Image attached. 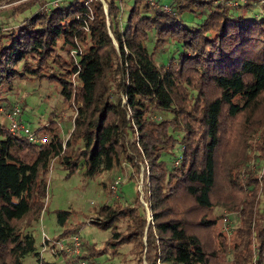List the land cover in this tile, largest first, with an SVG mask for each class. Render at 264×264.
Listing matches in <instances>:
<instances>
[{
    "label": "trees",
    "instance_id": "obj_1",
    "mask_svg": "<svg viewBox=\"0 0 264 264\" xmlns=\"http://www.w3.org/2000/svg\"><path fill=\"white\" fill-rule=\"evenodd\" d=\"M120 2L105 0V12L99 0H62L0 30V94L11 92L15 80H45L62 103L35 133L48 138L44 144L0 125V264H24L27 255L52 264L39 258L25 228L44 207L54 158L67 175L80 170L87 178L124 165L146 171L150 219L139 193L130 204L99 207L89 223L109 237L99 249L82 248L87 264L123 255L124 245L137 264H220L226 239L215 230L219 204L240 221L230 264H264V132L255 146L263 162L257 178L248 173L243 181L237 164L224 162L256 124L252 114L264 98V3L132 0L122 20ZM255 3L261 9L251 15ZM186 13L201 22L187 24ZM164 53L166 63H158ZM72 106L62 149L57 118ZM220 171L239 187L232 208L217 190ZM68 215L57 212L58 224Z\"/></svg>",
    "mask_w": 264,
    "mask_h": 264
},
{
    "label": "rangeland",
    "instance_id": "obj_2",
    "mask_svg": "<svg viewBox=\"0 0 264 264\" xmlns=\"http://www.w3.org/2000/svg\"><path fill=\"white\" fill-rule=\"evenodd\" d=\"M62 0H0V30H7L11 27L17 26L20 21L31 15L33 12L55 5ZM105 12L107 6L105 0H99ZM132 0H121L119 8L121 11V19L126 17L127 5ZM163 4L169 5L171 0H161ZM214 1V0H213ZM227 2V6H234V0H221ZM244 1H238L237 5H243ZM256 2L264 3V0H254ZM253 3V2H251ZM26 9L24 10L23 8ZM261 9V4L255 3L250 14H256ZM234 10V9H232ZM184 21L192 25L199 24L201 18H197L191 14H184ZM148 49L151 43H147ZM172 52V48H170ZM168 53L157 55L156 61L158 63H166ZM0 98V125H7L4 114L7 112L4 105L7 103L17 105L21 110V121L33 133L37 132L38 127L44 124L54 108H62V103L59 98L58 88L54 84H49L47 81L39 80H15L14 87L11 92H2ZM76 114L75 106L67 110L61 111L60 117L57 118L61 127L62 149L70 135L73 127L72 121L68 119L73 118ZM252 118L256 120V124L250 125L244 136L241 137L239 145H237L230 153H228L224 162L235 163L238 166L240 177L243 181L252 175L258 177L263 166L262 160L257 156L255 146L261 133L264 132V98L261 100L256 112L252 114ZM260 122V126H257ZM48 139V138H47ZM166 162L169 157L163 158ZM58 163V158L50 161L48 171L46 173V197L44 199V207L40 212L38 221L30 228L25 230L30 231L35 241L36 251L39 253V258L42 261L52 264H75L77 259H82V248L88 249L91 247L101 248L105 240L109 237V231L98 229L95 225L89 223L91 219L95 218V211L104 204H111L115 200H120L122 203L130 204L137 197L139 193L142 204L146 202L143 198L144 184H147L146 171L140 166L138 173L134 169H130L124 165L119 173L115 170L103 173L93 178H87L78 170L72 175H67ZM222 171L216 183L217 190L223 196V203L229 208L237 205V198H239V187L234 181L222 180ZM249 173V174H248ZM120 178V185L118 187V197H112L108 193V186L114 179ZM131 178V179H130ZM105 185V186H104ZM143 198V199H142ZM222 197H220L221 199ZM66 211L69 212L66 223L61 226L57 222L56 213ZM147 213V212H146ZM214 215L217 218L215 230L222 234L226 239V246L224 248L225 257L219 261L220 264H230L232 259L231 251L232 244L235 240L236 228L240 225L238 215L231 210L225 208L222 204L214 207ZM147 219H150L149 209ZM26 220L19 222L17 225L24 228ZM255 223V219L253 221ZM125 225L119 227L122 232ZM77 232V233H75ZM71 236H77L81 242L80 253L75 255L64 250H59L57 247L58 241H63L65 248H71ZM43 237H45L44 244H42ZM60 239V240H59ZM123 255L119 257H112L109 253L100 255L95 259L94 264H137V254L134 253L130 245H124L119 250ZM84 260V259H83ZM24 264H39L33 255H27L23 259ZM142 264H146L142 261Z\"/></svg>",
    "mask_w": 264,
    "mask_h": 264
},
{
    "label": "built area",
    "instance_id": "obj_3",
    "mask_svg": "<svg viewBox=\"0 0 264 264\" xmlns=\"http://www.w3.org/2000/svg\"><path fill=\"white\" fill-rule=\"evenodd\" d=\"M238 1L241 0H234V5H237ZM244 1V0H242ZM21 110L17 105H14L8 110L4 116H5V121L7 122L6 128L9 133L15 134V135H20L25 137L29 142L32 143H37V144H44L47 141V138L45 137H38L35 133L30 131L28 127L21 121ZM120 178L114 179L111 188H110V193L112 197H118V187L120 185ZM146 212L148 213V207L147 204L143 203ZM45 237H43L42 244H44ZM47 240V239H46ZM71 240V248H65L64 242L63 241H58L57 242V247L59 250H64L65 252H70L79 255L80 253V246L81 242L77 236H71L69 238ZM75 264H87L85 260L83 259H77Z\"/></svg>",
    "mask_w": 264,
    "mask_h": 264
},
{
    "label": "crops",
    "instance_id": "obj_4",
    "mask_svg": "<svg viewBox=\"0 0 264 264\" xmlns=\"http://www.w3.org/2000/svg\"><path fill=\"white\" fill-rule=\"evenodd\" d=\"M42 125V124H41Z\"/></svg>",
    "mask_w": 264,
    "mask_h": 264
}]
</instances>
